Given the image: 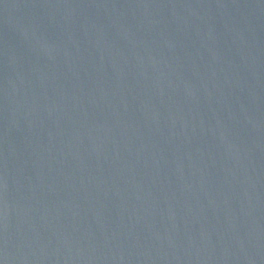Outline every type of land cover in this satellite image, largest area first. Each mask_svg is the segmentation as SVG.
I'll return each mask as SVG.
<instances>
[{"label":"water","instance_id":"water-1","mask_svg":"<svg viewBox=\"0 0 264 264\" xmlns=\"http://www.w3.org/2000/svg\"><path fill=\"white\" fill-rule=\"evenodd\" d=\"M0 264H264V0H0Z\"/></svg>","mask_w":264,"mask_h":264}]
</instances>
